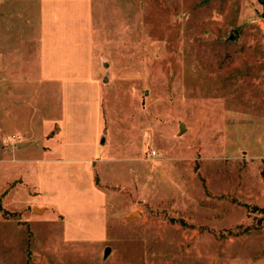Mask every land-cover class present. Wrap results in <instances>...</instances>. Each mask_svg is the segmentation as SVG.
<instances>
[{
    "label": "rangeland",
    "instance_id": "rangeland-1",
    "mask_svg": "<svg viewBox=\"0 0 264 264\" xmlns=\"http://www.w3.org/2000/svg\"><path fill=\"white\" fill-rule=\"evenodd\" d=\"M0 117V264H264L261 0H0Z\"/></svg>",
    "mask_w": 264,
    "mask_h": 264
},
{
    "label": "water",
    "instance_id": "water-1",
    "mask_svg": "<svg viewBox=\"0 0 264 264\" xmlns=\"http://www.w3.org/2000/svg\"><path fill=\"white\" fill-rule=\"evenodd\" d=\"M236 32L234 31V30H231V32H230V35H229V37H233V35L235 34ZM100 61H101V63L105 66V71H104V74H103V78L104 79H106L107 78V74H108V62H107V60L104 58V57H100ZM184 128V123L182 122V121H180L179 122V131H181L182 129ZM30 143V141L29 140H23V141H19L17 144H16V146L17 147H22V146H25V145H27V144H29ZM35 208H38V207H34V210H36V211H40L41 210V208H39V209H35ZM141 214H140V212L137 210V209H134V210H132V211H130L126 216H125V218L126 219H130V218H132V217H134V216H140ZM108 246H106L105 247V249H104V255H106V253H107V251H108Z\"/></svg>",
    "mask_w": 264,
    "mask_h": 264
},
{
    "label": "built area",
    "instance_id": "built-area-1",
    "mask_svg": "<svg viewBox=\"0 0 264 264\" xmlns=\"http://www.w3.org/2000/svg\"><path fill=\"white\" fill-rule=\"evenodd\" d=\"M8 139L12 142H15L19 139V137L16 136L15 134H12V135L8 136Z\"/></svg>",
    "mask_w": 264,
    "mask_h": 264
},
{
    "label": "crops",
    "instance_id": "crops-1",
    "mask_svg": "<svg viewBox=\"0 0 264 264\" xmlns=\"http://www.w3.org/2000/svg\"><path fill=\"white\" fill-rule=\"evenodd\" d=\"M3 118L2 117H0V120H2ZM4 120V119H3ZM19 142V140H17L16 142H15V146H16V144Z\"/></svg>",
    "mask_w": 264,
    "mask_h": 264
},
{
    "label": "trees",
    "instance_id": "trees-1",
    "mask_svg": "<svg viewBox=\"0 0 264 264\" xmlns=\"http://www.w3.org/2000/svg\"><path fill=\"white\" fill-rule=\"evenodd\" d=\"M262 3H264V0H261Z\"/></svg>",
    "mask_w": 264,
    "mask_h": 264
}]
</instances>
